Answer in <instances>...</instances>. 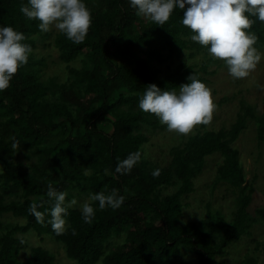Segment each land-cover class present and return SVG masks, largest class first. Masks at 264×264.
Returning a JSON list of instances; mask_svg holds the SVG:
<instances>
[{
  "label": "trees",
  "instance_id": "trees-1",
  "mask_svg": "<svg viewBox=\"0 0 264 264\" xmlns=\"http://www.w3.org/2000/svg\"><path fill=\"white\" fill-rule=\"evenodd\" d=\"M84 2L92 24L85 41L74 44L59 30L42 32L38 20L27 19L20 11L27 0H0V26L23 32V43L33 49L10 87L0 92V217L16 219L13 225L0 220V264H54L41 246L30 247L29 257L20 259L29 232L41 243L48 236L76 264H223L227 249L251 237L253 225L264 220V204L253 214L249 211L253 188L245 181L235 146L249 119L255 124L257 144H264V116L240 101L233 125L217 130L201 125L170 149L166 166L142 155L130 174L115 173V165L129 153L146 154L150 133L167 130L157 117L138 108L147 85L178 92L192 73L206 83L215 73L207 71L209 65H226L191 40L180 9L159 26L137 15L128 0ZM248 31L258 38L255 47L263 49L264 22L256 20ZM40 37L52 40L65 80L45 78L46 60L34 53ZM199 54L206 58L197 65L193 60ZM76 61L78 68L72 66ZM24 152L34 160L24 162ZM215 155L220 160L213 163V187L228 185L234 209L226 217L207 202L204 217L184 220L189 204L182 200L195 191L204 161ZM157 168L160 175L153 177ZM49 182L67 192L66 203L97 192L107 195L114 188L125 200L118 209L104 210L90 200L96 209L92 223L83 221L80 209L69 207L65 231L58 235L47 215L41 224L29 211L33 204L41 205L42 212L51 207ZM171 187H176L173 193H162ZM254 243L238 264H258L252 255L259 249Z\"/></svg>",
  "mask_w": 264,
  "mask_h": 264
},
{
  "label": "clouds",
  "instance_id": "clouds-1",
  "mask_svg": "<svg viewBox=\"0 0 264 264\" xmlns=\"http://www.w3.org/2000/svg\"><path fill=\"white\" fill-rule=\"evenodd\" d=\"M129 7L136 14L149 19L156 25L163 26L169 21L174 9L183 12L182 25L192 32L191 40L207 48L208 53L221 60L227 66L228 74L233 79L248 77L264 58L256 47L257 36L248 31L256 20L264 22V0H128ZM21 13L29 20H38L39 29L48 32L55 28L74 44L85 41L92 24L91 10L84 0H27L20 7ZM255 17V20L252 19ZM23 32L12 26H0V92L10 87L18 69L28 63L33 49L23 43ZM188 83L180 85L179 91L162 90L155 84L146 86L138 101V108L153 114L169 132L187 136L197 125H208L217 110L211 89L195 73L187 77ZM19 142L13 144L18 147ZM140 150L131 152L115 165V173L130 174L141 161ZM160 169L152 171L153 177L160 175ZM51 207L43 212L41 205L30 206V213L38 223H47L56 234H62L67 224L69 207L77 205L73 198L66 203L65 191H60L51 182L47 185ZM89 200L98 202V208L118 209L125 197L112 189L109 194L97 192ZM85 223H92L96 209L85 201L80 206Z\"/></svg>",
  "mask_w": 264,
  "mask_h": 264
},
{
  "label": "rangeland",
  "instance_id": "rangeland-1",
  "mask_svg": "<svg viewBox=\"0 0 264 264\" xmlns=\"http://www.w3.org/2000/svg\"><path fill=\"white\" fill-rule=\"evenodd\" d=\"M142 19L147 20L145 17H142ZM50 30L58 31L54 27ZM51 41V39H48L43 42L42 37L38 38L34 53L37 58L46 60L45 78H55V80L61 82L65 80L66 72L64 66L58 61L57 51L50 46ZM259 51L264 54V48ZM205 58V56L199 54L194 58L193 63L200 65ZM218 61L220 64L223 62L218 59L215 62ZM72 66L78 68L80 67V63L76 61ZM207 71H215L214 75L207 77L205 83L212 91L214 102L216 103L220 99H225L222 105L217 107L209 127L217 130L221 127L228 129L233 125L236 122L240 101L253 106L256 109V114L264 116V58L261 59L257 68L248 77L243 79H233L228 74L227 66L220 67L217 66V63L209 65ZM254 125L253 120H247L235 144L240 152L239 159L245 173V181L253 188V202L249 207L251 214H253L255 208H260L264 204V144H257ZM201 127V125L195 126L193 131L187 136L169 132L168 130L150 133L148 135L149 142L147 148H145V159L150 163L166 166L171 159L169 155L170 149L178 144L181 145L184 140L193 136ZM24 155H27V157H22L24 162L34 160L30 153L24 152ZM219 160V156L215 155L213 159L210 157L204 161V170L194 181L195 191L182 200L183 204H189L183 216L184 220L188 221L204 217L207 202L210 204L211 209L221 211L226 217L233 211L235 197L228 185L219 183L217 187H213L216 168L213 163ZM1 172L2 167L0 166ZM175 190L176 187H171L162 193L170 194ZM85 201L90 202L88 198L83 201L77 200V205L71 207L80 209V206ZM0 220L7 225H13L16 222V219H13L11 215H4L0 217ZM250 233L252 234L251 237H244L239 243L227 249L228 255L220 259L223 264H238L247 253L255 248V241L259 249L257 252L252 253V255H256L258 264H264L262 256L264 252V220L257 221L251 228ZM24 237L28 247L21 253V260L29 257L30 247L41 246L53 256L54 264H76L75 261L67 259L64 249L59 244H55L52 239L47 238L48 236L43 237L46 240L43 243L40 242V239L35 234H30V232ZM185 260L189 262V259ZM96 264L102 263L98 262Z\"/></svg>",
  "mask_w": 264,
  "mask_h": 264
}]
</instances>
